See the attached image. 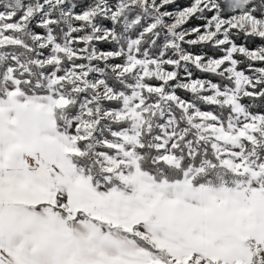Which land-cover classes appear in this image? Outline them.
Here are the masks:
<instances>
[{"label": "snow or ice", "instance_id": "1", "mask_svg": "<svg viewBox=\"0 0 264 264\" xmlns=\"http://www.w3.org/2000/svg\"><path fill=\"white\" fill-rule=\"evenodd\" d=\"M0 264H264V0H0Z\"/></svg>", "mask_w": 264, "mask_h": 264}, {"label": "trees", "instance_id": "2", "mask_svg": "<svg viewBox=\"0 0 264 264\" xmlns=\"http://www.w3.org/2000/svg\"><path fill=\"white\" fill-rule=\"evenodd\" d=\"M193 23H199V22H197V21H193Z\"/></svg>", "mask_w": 264, "mask_h": 264}]
</instances>
